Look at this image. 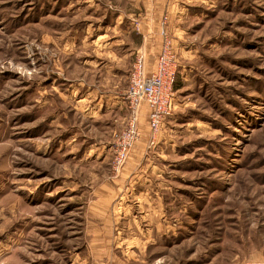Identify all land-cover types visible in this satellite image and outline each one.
<instances>
[{"label": "rangeland", "instance_id": "1", "mask_svg": "<svg viewBox=\"0 0 264 264\" xmlns=\"http://www.w3.org/2000/svg\"><path fill=\"white\" fill-rule=\"evenodd\" d=\"M163 33L176 108L119 165L99 102ZM0 264H264V0H0Z\"/></svg>", "mask_w": 264, "mask_h": 264}, {"label": "built area", "instance_id": "2", "mask_svg": "<svg viewBox=\"0 0 264 264\" xmlns=\"http://www.w3.org/2000/svg\"><path fill=\"white\" fill-rule=\"evenodd\" d=\"M164 44L151 72L145 55H139L130 74L125 100L130 112L129 126L124 134L117 161L123 164L140 136V120L145 110L150 130V143L155 144L158 133L175 109V83L179 61L172 51V42L163 33Z\"/></svg>", "mask_w": 264, "mask_h": 264}, {"label": "crops", "instance_id": "3", "mask_svg": "<svg viewBox=\"0 0 264 264\" xmlns=\"http://www.w3.org/2000/svg\"><path fill=\"white\" fill-rule=\"evenodd\" d=\"M139 55H141L140 51H137V54L135 56V61ZM135 61H134V63H135ZM156 61L157 60L155 59V61H150L149 63L147 62L148 66H149V70H150L149 72H151L153 70V68L155 67ZM134 63H133V65H134ZM179 74H180V71H178V73H177L176 83L178 81ZM114 89L115 90H110L109 95H105L106 99L100 100L99 104L103 102L102 106L104 105L106 108L107 107L110 108L112 110V112H115L117 114L116 118L119 117L118 121L120 119H122L121 121L123 123H126V121L129 122L130 112L128 109L127 102L125 100V96H126L128 86H127L126 90H122L119 88H114ZM178 90L179 89H177V91H175V93H177ZM101 97L103 98V96H101ZM175 108H176V103H175ZM140 121H142V127L145 129L146 126H148V117H147V113L145 110L142 113ZM145 134L147 135V128L145 129ZM145 140H146V138H145ZM145 140H141L140 141L141 143L139 145L144 144Z\"/></svg>", "mask_w": 264, "mask_h": 264}, {"label": "trees", "instance_id": "4", "mask_svg": "<svg viewBox=\"0 0 264 264\" xmlns=\"http://www.w3.org/2000/svg\"><path fill=\"white\" fill-rule=\"evenodd\" d=\"M176 90H177V88H176Z\"/></svg>", "mask_w": 264, "mask_h": 264}]
</instances>
